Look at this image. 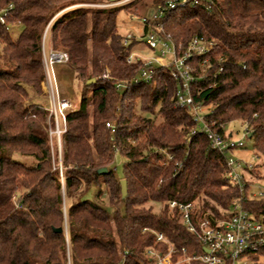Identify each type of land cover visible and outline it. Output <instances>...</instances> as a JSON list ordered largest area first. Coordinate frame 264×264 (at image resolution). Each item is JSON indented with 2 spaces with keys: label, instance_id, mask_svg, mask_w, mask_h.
Wrapping results in <instances>:
<instances>
[{
  "label": "trees",
  "instance_id": "1",
  "mask_svg": "<svg viewBox=\"0 0 264 264\" xmlns=\"http://www.w3.org/2000/svg\"><path fill=\"white\" fill-rule=\"evenodd\" d=\"M139 1L0 0V9L13 3L9 23H15L0 22V264H153L149 249H170L158 233L177 248L174 260L183 248L202 253L203 243L170 208L172 200L220 219L238 200L264 217V196L251 194L258 165L245 171L243 191L230 181L226 153L212 146L189 108L177 104L180 81L172 64H153L148 82L133 79L146 67L148 58L134 53L141 43L148 47L146 27L139 20L140 35L123 36L117 19ZM151 1L164 6L169 0ZM209 5L167 8L160 34L172 35L179 54L195 36L214 43L186 61L197 77L194 102L224 138L232 135L227 123L248 122L253 149L264 157V0ZM17 25L23 28L14 36ZM46 37L52 50L68 53L83 83L79 104L66 114L61 152L51 145L54 118L41 98ZM106 69L108 78L102 76ZM119 81L126 85L117 88ZM117 154L125 158L121 176ZM102 186L110 207L98 199ZM154 203L161 204L159 212ZM259 257L264 247L251 255V264Z\"/></svg>",
  "mask_w": 264,
  "mask_h": 264
},
{
  "label": "built area",
  "instance_id": "2",
  "mask_svg": "<svg viewBox=\"0 0 264 264\" xmlns=\"http://www.w3.org/2000/svg\"><path fill=\"white\" fill-rule=\"evenodd\" d=\"M213 0H169L164 6H157L156 9L142 17L140 21L145 28L144 39L148 47L154 52L153 57H149L145 62V68L134 80L150 81L154 75L153 64L167 66L172 64V75L179 79L180 87L176 91L177 104L186 106L194 114L198 122V128L203 129L211 141L213 147L226 153V163L229 168L228 177L234 184H238L243 191L247 187L244 181L245 171L252 168V163L244 162L242 159H234L228 153L235 148L243 147L244 142L231 138H224L217 130H212L205 121V114L200 105L194 102L191 85L196 81L194 67L187 63V59L194 53L202 54L208 52L214 45L212 41H204L195 36L188 44L186 51L179 54V49L171 34H160L163 31L161 19L167 8L185 6L189 3H202L209 7ZM13 3H9L0 9V22L13 26L9 23V18L13 10ZM126 42V41H125ZM169 55V60L167 59ZM132 58H129V62ZM69 55L65 51H54L49 53L44 51L45 80L42 85L48 93L49 117L54 118V129H50V134H56L60 145L63 140V133L67 129V111L72 108V104L66 98L60 97L59 84L50 68L55 63L68 64ZM110 70L106 69L103 77H110ZM126 85L125 81H119L117 88ZM111 126L110 123H107ZM246 133H249V123L243 124ZM254 197L264 196L263 190L251 193ZM171 209H177L181 216V221L187 229L195 233L203 243L204 251L200 254H188L187 249H182V254L177 260L173 259V254L178 252L177 248L162 233H158V240L168 242L170 249L168 253L162 254L153 249L148 252L154 258L153 264H184L192 260H198L203 264H251V255L257 254L264 247V217L256 218L253 214L242 208L238 200H233L230 211L226 218H217L212 214L197 212L193 203H183L176 200L169 202ZM119 264H122L121 262Z\"/></svg>",
  "mask_w": 264,
  "mask_h": 264
},
{
  "label": "rangeland",
  "instance_id": "3",
  "mask_svg": "<svg viewBox=\"0 0 264 264\" xmlns=\"http://www.w3.org/2000/svg\"><path fill=\"white\" fill-rule=\"evenodd\" d=\"M130 0H122L115 4H122L125 2H128ZM85 6H108L109 3H86L82 4ZM157 5H154L151 0H141L139 1L134 7H132L129 10H126V12L123 10L118 14V30L119 33L123 36H127L128 34H136L137 36L140 35L142 23L139 21V17L141 15L148 14L156 9ZM23 26L17 25L12 28V33L14 36H17L22 31ZM47 37L44 39V51L48 52V46L47 44ZM141 48H136L134 53L136 56L140 57H153L152 51L148 49L146 44L141 43ZM3 54L2 51V44L0 43V55ZM169 55H167V59L169 60ZM50 71L54 74L57 83L59 84L60 89V97L66 98L70 101L72 104V108L77 106L79 104L80 98H81V89L83 86V83L81 80H79L72 67L69 64L64 63H55L50 68ZM44 90V95L41 96L42 100H46L47 104L46 106L49 107V100H48V93ZM150 114V113H149ZM148 114V115H149ZM49 116V115H48ZM244 121L242 120H233L225 125V129L227 134H232L231 138L234 140H241L244 142L243 147H238L233 149L228 153V156L233 157L234 159H242L244 162L257 164L258 167L253 171V175L257 176L258 179H256L253 184H251V192H255L258 190L264 191V157L257 156L254 149H253V138L248 137V134L245 131V128L243 126ZM55 127H53L54 129ZM51 133V132H50ZM50 142L51 145L56 149L58 148V151L61 152L63 150V144L64 142H61V145L56 138V134L53 132L50 134ZM26 159V158H25ZM25 159H23L25 161ZM124 162L125 158L121 154H117L114 159V167L116 169V173L121 176L124 172ZM91 198H94L93 195L90 196ZM100 202H102L105 206H109V199L106 192V189L104 186H102V195L98 198ZM161 204L154 203L153 209L155 212H159L161 210ZM264 257L258 258V264H263Z\"/></svg>",
  "mask_w": 264,
  "mask_h": 264
},
{
  "label": "water",
  "instance_id": "4",
  "mask_svg": "<svg viewBox=\"0 0 264 264\" xmlns=\"http://www.w3.org/2000/svg\"><path fill=\"white\" fill-rule=\"evenodd\" d=\"M110 2H118V1H121V0H109ZM95 81V78H92L91 80H89L87 83H91ZM253 136V132H249L248 133V137H252ZM107 171V168H101L99 169V172L100 173H103V172H106ZM121 186H122V192H123V196H126L127 194V181L126 179H122L121 180ZM58 230H62V228H58Z\"/></svg>",
  "mask_w": 264,
  "mask_h": 264
},
{
  "label": "crops",
  "instance_id": "5",
  "mask_svg": "<svg viewBox=\"0 0 264 264\" xmlns=\"http://www.w3.org/2000/svg\"><path fill=\"white\" fill-rule=\"evenodd\" d=\"M47 40V44H46V46H48V52H50L51 51V47H50V42H49V39H46ZM231 134V133H230Z\"/></svg>",
  "mask_w": 264,
  "mask_h": 264
}]
</instances>
